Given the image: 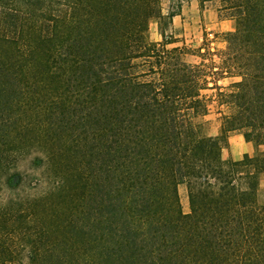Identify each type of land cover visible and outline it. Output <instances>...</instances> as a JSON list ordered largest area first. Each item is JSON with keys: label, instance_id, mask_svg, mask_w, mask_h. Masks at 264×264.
Returning <instances> with one entry per match:
<instances>
[{"label": "trees", "instance_id": "obj_1", "mask_svg": "<svg viewBox=\"0 0 264 264\" xmlns=\"http://www.w3.org/2000/svg\"><path fill=\"white\" fill-rule=\"evenodd\" d=\"M169 1L0 0V264H264V155L222 157L264 147V0H197L220 50L173 46ZM33 152L49 186L17 193Z\"/></svg>", "mask_w": 264, "mask_h": 264}, {"label": "rangeland", "instance_id": "obj_2", "mask_svg": "<svg viewBox=\"0 0 264 264\" xmlns=\"http://www.w3.org/2000/svg\"><path fill=\"white\" fill-rule=\"evenodd\" d=\"M160 1L163 12L166 13L170 8L171 2L169 0ZM217 8L218 4L214 2H207L202 8L199 6L197 0H186L183 2L179 15L173 18L171 28L167 30V34L178 41V43L173 46L185 44L188 47L196 48L201 44L206 34V38L209 43H211L212 48L220 50L223 47L220 38L224 34L233 31L234 22L227 19L219 20L216 13ZM149 38L151 41H160L157 26L154 23L150 25ZM189 60L194 62L196 59L189 58ZM229 82L230 81L224 80L219 82V84L226 86ZM206 93L211 94L210 91ZM196 122L200 126L201 133L204 136H219L221 121L215 107L211 108L208 115L197 119ZM226 141L222 150V157L224 160L239 161L244 155L254 156L259 153L264 155V147L256 148L253 144L245 142L242 135L238 132L228 134ZM39 147L37 145L32 146L35 150H38ZM39 159H41V157L33 152L26 155L24 154L17 160V170L24 174L17 193H23L25 195L41 194L48 188L49 184L46 181L36 180V178L39 179V175L37 169H33L34 167L32 164ZM35 182H38V185L35 190H31L29 187L32 185L34 186ZM260 187L262 195H264V175L260 179ZM2 191V195L8 194V191L4 188ZM178 194L180 197L181 210L186 214L189 208L186 189L183 185L178 187Z\"/></svg>", "mask_w": 264, "mask_h": 264}]
</instances>
